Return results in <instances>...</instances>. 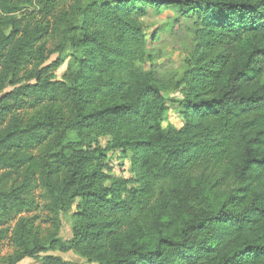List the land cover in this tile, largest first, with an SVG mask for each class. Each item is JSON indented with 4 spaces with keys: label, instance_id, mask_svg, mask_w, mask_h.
Returning a JSON list of instances; mask_svg holds the SVG:
<instances>
[{
    "label": "trees",
    "instance_id": "1",
    "mask_svg": "<svg viewBox=\"0 0 264 264\" xmlns=\"http://www.w3.org/2000/svg\"><path fill=\"white\" fill-rule=\"evenodd\" d=\"M32 4L29 26L13 14ZM162 9L194 29L178 129L145 70L140 19ZM0 15V219L15 221L0 264H264V0H0ZM74 27L57 79L41 41ZM111 152L131 178L108 173Z\"/></svg>",
    "mask_w": 264,
    "mask_h": 264
},
{
    "label": "rangeland",
    "instance_id": "2",
    "mask_svg": "<svg viewBox=\"0 0 264 264\" xmlns=\"http://www.w3.org/2000/svg\"><path fill=\"white\" fill-rule=\"evenodd\" d=\"M13 15L22 18L23 24L25 25L33 26L35 23L41 22V15L34 4L23 7L19 12ZM1 17L3 16L0 15V18ZM140 21L144 28V38L147 40V50L152 54V62L145 65V70L153 73L158 86L163 89L168 107L164 126L178 129L183 125L180 114L181 110L177 105L178 101L181 99V94L174 86L189 62L191 49L193 47L194 29L191 25V21L186 16L181 15L176 9H162L160 11L149 10L147 15L142 17ZM76 26L78 27V25ZM75 28L76 27L66 36L62 37L60 33H56L55 36L46 35L41 41V43H47L45 51H48V60L46 64L56 59L62 60L61 65L54 72L57 79H61L63 75L66 74L68 67L72 64L73 47L71 44L78 35V31H75ZM26 69H31V66ZM11 89L12 87H7L5 91ZM75 142L76 135L72 132L68 133L61 150L65 153H69L71 149H73V144ZM101 143L104 145L105 141ZM108 168V173L112 176L125 179L132 177L129 171L128 160L122 158L117 152L108 154ZM1 183L2 188L7 189L12 183V178ZM31 198L41 203V192L38 188L32 190ZM74 211L75 205L62 215L60 236L64 240L71 235V216ZM14 224L15 221H13L12 218H2L0 219V231H7V233H9ZM12 251L13 249L9 245V236L0 240V258L11 254ZM45 255L61 257L64 261L68 262V264H86L84 259H81L73 252H50L41 254L39 258L36 259H23L22 261H25V263L23 262L22 264H43L41 259Z\"/></svg>",
    "mask_w": 264,
    "mask_h": 264
},
{
    "label": "crops",
    "instance_id": "3",
    "mask_svg": "<svg viewBox=\"0 0 264 264\" xmlns=\"http://www.w3.org/2000/svg\"><path fill=\"white\" fill-rule=\"evenodd\" d=\"M23 262L25 263V261H22V262H20L19 264H22Z\"/></svg>",
    "mask_w": 264,
    "mask_h": 264
}]
</instances>
